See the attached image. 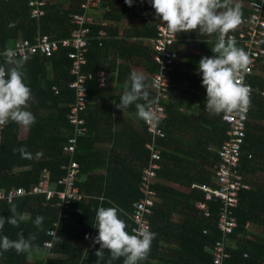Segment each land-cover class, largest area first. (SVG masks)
Here are the masks:
<instances>
[{
  "label": "trees",
  "instance_id": "obj_1",
  "mask_svg": "<svg viewBox=\"0 0 264 264\" xmlns=\"http://www.w3.org/2000/svg\"><path fill=\"white\" fill-rule=\"evenodd\" d=\"M64 1L67 2L66 7ZM80 1L48 0L46 15L37 20L30 18L27 0H0V51L12 47L18 38L29 39L32 42L43 35H49L56 40L69 38L74 28L70 23V16L81 12ZM135 1L133 0V6L129 7L125 0H110L111 8L106 18L117 21L134 19L139 23L140 16L136 15ZM138 1L145 3V0ZM146 6L150 13L154 12V8L150 5ZM139 24L143 25V23ZM90 29L93 36L99 27L92 25ZM112 30L109 31L110 36ZM133 32L134 37H152L155 35V27L153 24H148L145 30L134 29ZM109 42L108 39L104 40L100 47L97 39L90 41L86 70L96 73L100 69H105L107 72L116 67L118 72H121L119 71L121 68L127 69L126 64L120 65L114 62L112 66L110 65L109 53L106 49ZM111 46L114 48V51H111L113 56L120 57L122 62L127 58L132 61L129 57L139 51L137 54L148 60L150 71L154 70L148 49L128 44L124 38L117 39ZM174 48L178 52V47ZM179 52V56H187L185 52ZM177 62L168 72L171 79L169 94L173 90L187 93L179 88L178 84L189 86L187 80H191L190 72L181 69V63L179 60ZM0 65L6 69L11 67L5 63ZM69 66L70 60L64 49L59 50L50 59L39 55L27 59L23 68L24 82L31 89L32 99L28 102L26 110L34 115L36 122L29 126L24 140L17 138L16 123L9 121L4 127L0 150V188L24 186L29 189L42 179L44 169L49 170L52 181H57L65 173L62 165L69 162V156L64 154L63 145L68 136L73 135V128L66 117L68 104L74 99L73 91L67 87V82L73 78L69 74ZM260 68V74H263L264 57L260 60ZM124 75L130 74L124 73ZM257 78H261V75ZM257 78L251 82L252 85L256 88L262 87V83ZM116 85L123 88L124 84L116 82ZM55 86L59 87L58 93L55 92ZM110 90L109 77L103 87H98L95 80L88 82V105L84 117L90 135L77 137L74 153V159L80 166L76 184L83 193L90 196V200L71 201L69 210L65 211L67 214L65 219H60L56 198L46 201L41 195L25 196L17 198L10 204L0 202V216L5 219L11 216L10 209L13 205L18 213L26 214V220L21 222L19 227L6 223L0 235L16 240L19 238L18 233L21 232L25 238L30 233L36 234L33 250L29 253L17 254L15 250L7 252L0 250V264L44 262L46 264H107L109 259L107 250L104 260L100 261L95 254L100 246L94 244L92 239L98 235L95 216L101 206L106 208L117 206L124 209L128 215H121L120 218L125 220L128 225L126 230L130 233L132 221L129 214L133 211L134 202L142 196L138 190V183L142 167L148 159L144 147L147 132L144 121L140 119L141 126L138 132L130 126H126L128 133L121 130V135H124L122 137H125L127 142L121 140L116 144L115 136L114 148L110 152L113 155L118 145V150L120 147L125 150L124 155L116 152L113 157L108 155L105 157L94 148L97 129L94 116L91 114L98 100H104ZM253 96L254 108L248 114L243 164L240 168L253 186L241 190L239 204L234 208L238 226L226 235L227 243H233L227 246L230 254L227 259L229 264H262L264 261V242L261 241L264 240V205H262L264 177L255 173L258 169L264 170V97L257 91ZM117 98L119 102L120 97ZM127 109L136 110L134 105ZM166 112L167 118L160 122L166 136L159 141L162 147L161 168L157 171L153 185L156 200L150 216L151 232L155 234V238L147 258L141 261V264H211L208 248L210 249L222 237L217 227L221 203L217 199L205 201L208 215L203 216L201 211L194 208L197 200L204 201L202 193L190 184H214L210 179L209 168L219 159L218 149L227 138L228 126L222 121V114H209L210 118L192 119L178 111L169 100L166 102ZM174 130H179L180 134L172 133ZM172 143L176 144L174 148H171ZM21 147L26 148L32 154V158H22L19 152L14 151ZM37 152H42V157L37 159ZM249 154L251 157L248 156ZM19 166L25 168L14 170ZM170 182L180 186L185 185L188 189L182 192L181 189L172 187ZM258 200H261L262 204ZM37 216L44 217L43 230L34 226ZM175 216L180 217L181 221L174 220ZM247 222L262 228V233L258 234L260 240L247 236L249 233ZM50 229H54L55 233L49 234ZM160 235L169 237L171 242L164 241ZM49 240L53 241L51 248L45 245ZM112 264H123V258L112 261Z\"/></svg>",
  "mask_w": 264,
  "mask_h": 264
},
{
  "label": "built area",
  "instance_id": "obj_2",
  "mask_svg": "<svg viewBox=\"0 0 264 264\" xmlns=\"http://www.w3.org/2000/svg\"><path fill=\"white\" fill-rule=\"evenodd\" d=\"M47 4L48 0H27L30 18L38 20L44 17ZM80 8V13L70 16V23L74 28L69 38L56 40L49 35H43L37 38L35 42L18 38L10 47L17 52L18 56L23 53L28 59L36 55L50 59L59 50L64 49L67 51V58L70 60L69 74L73 78L67 82V87L73 91L74 99L68 104L69 110L66 117L73 128V135L68 136L63 145L64 154L69 156V162L62 165L65 173L57 181H52L49 170L44 169L42 179L37 184L30 186L29 189L24 186H11L9 189L0 188V202L7 204L25 196L41 195L45 197L46 201L56 198V207L60 211V219L67 218L65 211L69 210L71 201L90 200V196L82 193L76 185L79 163L74 159V153L77 137L90 135L84 117L88 105V82L95 80L98 87H103L110 73L105 69H100L96 73L85 69L89 43L92 39H97L98 46L102 47L103 41L109 36L110 29L122 28L121 22L104 18V13L108 11L106 0H81ZM92 25L99 27L93 36H91L90 29ZM155 31L153 37L146 39L145 45L148 47L150 62L154 69L151 70L147 82L154 85L149 89V92L150 99L157 101L155 104L157 119L152 124L144 122L147 132L144 147L147 150L148 159L142 167L138 183V190L142 196L134 202L133 211L129 214L132 221L130 234L133 229L141 227L151 231L150 216L153 213L156 200L153 185L155 184L157 171L161 168L162 147L159 141L166 136L160 122L167 118L166 102L170 98L169 89L171 86L168 72L179 60V54L174 48L175 46L179 48L178 33L169 34L160 20H156ZM227 38L234 40L236 46L242 48L249 56V70L243 73V83L251 89L250 106L246 112L241 114H222V121L228 126L227 138L218 149V161L209 168L210 179L214 184H190L191 187L199 189L202 193L204 201L197 200L194 203V208L201 211L203 216L208 215L205 201L217 199L221 203L217 227L221 231L222 237L209 249L211 264H229L227 259L230 254L227 251L226 235L233 232L238 226L234 208L239 204L241 190L253 186L252 182L248 181L240 171V168L243 164V147L248 130V114L254 108L252 103L254 92L257 91L260 96L264 97V73L260 74V60L264 57V0H249L248 12L242 21L241 29L229 33ZM4 51H0V53ZM4 63L5 58L0 55V64ZM259 75H261V78L258 79ZM256 78L262 83V87L256 88L252 85L251 82ZM54 89L58 93L59 87L55 86ZM6 124L0 125V150L3 129ZM248 156L251 157V154ZM247 225H249V222H247ZM48 232L54 234L55 230L50 229ZM45 245L51 248L53 241H46ZM42 264H46V262ZM139 264H141V261ZM262 264H264V261Z\"/></svg>",
  "mask_w": 264,
  "mask_h": 264
},
{
  "label": "clouds",
  "instance_id": "obj_3",
  "mask_svg": "<svg viewBox=\"0 0 264 264\" xmlns=\"http://www.w3.org/2000/svg\"><path fill=\"white\" fill-rule=\"evenodd\" d=\"M125 3L129 7L133 6V0H125ZM149 3L155 10L156 19L162 22L169 34L197 32L199 36H216L211 48L215 55L211 58L202 57L197 70L207 93L206 112L214 115L246 112L250 106L251 89L243 83V73L249 70L250 59L242 48L236 46L234 40L226 39L242 23L241 8L236 0H149ZM0 55L4 56L5 64L11 66L6 69L0 65V125L11 121L29 127L36 121L34 115L26 110L32 99L31 89L25 84L23 73L28 57L23 53L18 56L11 48ZM153 86L146 82L142 73L132 71L115 106L124 113V110L134 105L137 118L152 124L157 119V101L150 99L149 92ZM14 151L19 152L22 158H32V154L24 147ZM42 155V152H37L36 158ZM10 212L11 216L7 219L0 216V232L6 223L19 227L26 220V214L18 213L15 205ZM121 215L127 216L128 213L117 206H101L97 209L95 228L98 229V235L92 239L100 247L95 254L103 261L107 250V264L120 258H123V264H139L147 258L155 234L144 227L133 229L130 234ZM43 222L44 217L37 216L34 226L43 230ZM18 237L11 240L6 235H0V250H15L17 254L31 252L36 234L30 233L25 238L21 232Z\"/></svg>",
  "mask_w": 264,
  "mask_h": 264
},
{
  "label": "crops",
  "instance_id": "obj_4",
  "mask_svg": "<svg viewBox=\"0 0 264 264\" xmlns=\"http://www.w3.org/2000/svg\"><path fill=\"white\" fill-rule=\"evenodd\" d=\"M54 1V0H52ZM56 1V0H55ZM110 1V0H109ZM109 1H107L108 11L104 13V18H106L107 13L110 12L111 6L109 5ZM113 1V0H111ZM115 1V0H114ZM65 6H66V1ZM248 2L249 0H236V3L240 5L241 12H242V21L244 17H246L248 12ZM136 5V15L140 16V19L138 20L139 23H143V25L137 24L134 19H124L120 20L118 22L122 23V28L119 29H113L111 36L108 38L109 45L106 48L107 52L109 53V63L112 66L115 62V64H122L128 66L126 68H118L116 67L114 70L110 71V77H109V85H111V90L108 92L104 97V100L99 99L96 105L93 107L94 112L93 115L96 122V136H95V145L94 148L99 151L100 153H103L105 157L108 156H114V153L120 152V154L124 155L125 150L120 149L118 150V145H116L115 152L112 155V151L114 148V139L116 136V144L117 142H120L121 140H124L127 142V139L125 140V137H122L124 135H121V130L128 133L126 131V126L133 127L137 129V132L139 127L141 126L140 120L136 116V110L126 109L124 110V113L122 110L118 109L115 104L118 102V97H120V94L123 92V88L116 85V82H120V84H124L125 81L128 80L129 76H125L124 73L130 74L132 71H137L139 73H142L146 77V82L148 81V77L151 73L149 69V62L146 59H143L140 55L137 53H133L132 57H129L132 61H130L128 58L122 62L119 58L115 55L113 56L114 48H112L111 45H114V41L120 38H124L125 41L128 44L138 45L140 47L143 46V44L140 42L143 38H146L147 36H136L132 34L134 29H137L138 31L145 30V27L148 24H154V18H155V10L154 12L149 11V8H147L146 5H150L149 0H145V3H141L140 1H135ZM116 6V5H115ZM114 20V19H113ZM117 21V20H115ZM120 24V23H119ZM242 27V23L232 32H235L237 30H240ZM230 32V33H232ZM134 33V32H133ZM132 34V35H131ZM114 36V37H113ZM177 38L180 40L179 47H185V53L187 56H184L180 58L179 56V62L180 68L188 70L190 72L191 80H187L189 86H186L185 84H178V87L182 90H185L187 93L179 92L177 90H173L172 93H170L169 102L174 105V107L183 113V115H187L192 119L196 118H210L208 112H206V100H207V93L206 89L202 87V77L201 75L197 74V68L199 61L202 57H213L215 54L212 52L211 48L214 46L216 42V36H199L197 32H190V33H178ZM204 41H209V43H206ZM142 44V45H141ZM181 51V50H180ZM111 56V57H110ZM129 63V64H128ZM127 71V72H126ZM147 72V73H146ZM28 128L29 127H23L18 125V140H24L27 137L28 134ZM110 128V129H109ZM175 128V127H172ZM140 132V131H139ZM188 132V131H187ZM95 133V132H94ZM172 133L180 134L179 130H174ZM109 135V136H108ZM114 136V137H113ZM175 143H172L171 148L175 146ZM210 148V147H207ZM170 149V146H169ZM24 166H19L15 168L14 170H22L24 169ZM257 175L264 177V170L258 169L255 172ZM172 187H177L182 190V192H185V190L188 189L187 186L183 185L180 186L176 183H169ZM259 203L262 204L261 200H258ZM264 205V204H262ZM176 221H181L180 217L175 216L173 218ZM249 233H247V236L249 238H252L254 240H260L258 238V234L262 233V228L258 225H254L249 222ZM166 228V227H165ZM172 232V230H170ZM160 238H162L166 242H171V239L167 236L160 235ZM262 242L264 240L261 239ZM228 245H233V243H230ZM209 252V248H208Z\"/></svg>",
  "mask_w": 264,
  "mask_h": 264
},
{
  "label": "rangeland",
  "instance_id": "obj_5",
  "mask_svg": "<svg viewBox=\"0 0 264 264\" xmlns=\"http://www.w3.org/2000/svg\"><path fill=\"white\" fill-rule=\"evenodd\" d=\"M66 6H67V4H66ZM64 7H65V4H64ZM154 20H155V21H154V24H153V25H154V27H155V25H156V20H157V19H156V16H155ZM137 24H138V23H137ZM110 30H111V29H110ZM110 30H109V31H110ZM237 31H238V30H237ZM155 32H156V31H155ZM235 32H236V31H235ZM153 36H154V35H153ZM153 36H152V37H153ZM109 37H110V34H109L108 38H109ZM108 38H107V39H108ZM107 39H106V40H107ZM146 39H147V38H143L140 42L143 44V46H142L143 48L148 49V47L145 45V43H146ZM142 44H141V45H142ZM89 45H90V43H89ZM180 50H181V51H180ZM179 51H180L181 53H184V51H185V47H184V49H183V47H179V48H178V52H179ZM180 52H179V53H180ZM180 58H182V57H180ZM177 61H178V60H177ZM177 61H176V62H177ZM176 62H175V63H176ZM177 63H178V62H177ZM195 68L198 69V67H195ZM146 73H147V72H146ZM108 77H110V74L107 76V78H108ZM106 83H107V82H106ZM110 86H111V85H110ZM146 151H147V150H146ZM161 151H162V149H161ZM79 169H80V166H79ZM77 177H78V176H77ZM252 184H253V183H252ZM76 185H77V184H76ZM77 186H78V185H77ZM79 189H80V188H79ZM80 190H81V189H80ZM81 192H82V190H81ZM82 193H83V192H82ZM99 200H100V199H99Z\"/></svg>",
  "mask_w": 264,
  "mask_h": 264
}]
</instances>
